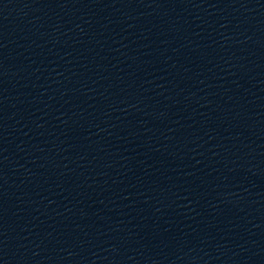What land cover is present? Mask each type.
<instances>
[{"label": "water", "instance_id": "95a60500", "mask_svg": "<svg viewBox=\"0 0 264 264\" xmlns=\"http://www.w3.org/2000/svg\"><path fill=\"white\" fill-rule=\"evenodd\" d=\"M0 264H264V0H0Z\"/></svg>", "mask_w": 264, "mask_h": 264}]
</instances>
